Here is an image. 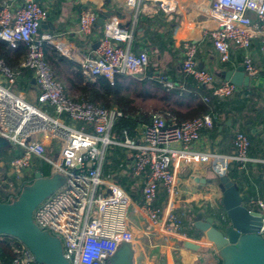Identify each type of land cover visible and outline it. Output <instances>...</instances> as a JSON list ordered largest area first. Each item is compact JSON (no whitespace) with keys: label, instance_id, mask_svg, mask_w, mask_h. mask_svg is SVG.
<instances>
[{"label":"built area","instance_id":"2783aa9c","mask_svg":"<svg viewBox=\"0 0 264 264\" xmlns=\"http://www.w3.org/2000/svg\"><path fill=\"white\" fill-rule=\"evenodd\" d=\"M137 14H162L171 19L178 14L181 0H119ZM197 11L206 15L211 26L203 35L210 38L221 62L232 60L233 49L242 54V66L251 80L259 74L253 51L259 47L264 55V0H189ZM49 11L40 0H21L17 6H0V39L16 49L24 44L27 54L19 70L11 69L0 57V136L6 138L15 156L9 160V172L24 182L34 180L37 161L48 163L52 173L65 176L66 182L34 210L33 219L42 229L59 238L63 253L71 264H111L109 258L122 241L133 242L128 211L133 199L116 180V172L105 174L109 149L121 147L126 158L118 172H128L141 184L142 204L148 221L160 224L169 235L182 233L176 216L163 217L155 204L162 186L170 196L177 191V169L194 164H207L218 178L232 165L247 170L253 162H264L249 154L251 141L244 132L234 138V150L225 154L194 148L205 129L221 118L217 112H206L179 121L169 113H155L149 124L133 137L124 129L116 133V120L123 116L117 108H104L85 100H75L65 91L52 67L45 60L44 42L52 43L65 56L70 50L64 42L49 33L40 32ZM98 15L91 9L79 15L78 33L89 38ZM133 32L123 28L116 16L107 17L95 48V55L85 56L79 63L85 76L94 80L104 76L113 81L115 75H143L150 66L147 52L132 50ZM199 44L184 40L179 54L181 70L200 86L212 87L213 95L225 99L240 86L219 80L211 70L199 67ZM22 69H30L40 89L36 104L15 90ZM165 81L172 86L170 81ZM221 83L215 86L217 81ZM205 100L207 98L205 97ZM53 144L55 147H53ZM25 178V179H24ZM252 210L261 212L264 234V200L251 198ZM251 209V208H250ZM223 218L229 222L226 212ZM12 264H34L32 252L20 241Z\"/></svg>","mask_w":264,"mask_h":264},{"label":"crops","instance_id":"0c3cea01","mask_svg":"<svg viewBox=\"0 0 264 264\" xmlns=\"http://www.w3.org/2000/svg\"><path fill=\"white\" fill-rule=\"evenodd\" d=\"M40 1L49 11L47 20L41 25V32L49 33L56 41L64 42L70 50V56L68 57L77 62H80L87 55H95V48L102 35L103 26L95 25L94 32L89 38L82 39L79 36L77 31L79 15L82 11L91 9L98 16L101 13L107 14L108 17L116 16L123 28L130 32L132 31V50L147 52L151 62L148 68H156L157 74L158 71L164 70L174 76L181 71L179 54L182 42L187 39L194 40L200 46H203L202 51L197 56L199 67L211 70L219 79L227 71L242 65V61H238L242 58L241 52L233 49L232 62H234L235 67L222 69V64L212 44L210 46L207 45V42L211 41L210 38L203 35L204 30L211 26V20L206 15H196L197 11L191 6L189 0H181L179 2L178 14H175L171 19L164 17L162 14H137L134 9L127 8L119 0ZM3 3H11L17 6L21 3V0H0V6ZM143 18L160 19L172 25L173 29L163 35V43L166 47L163 51H158L157 48H145L144 45L150 42L148 38L143 40V44L140 42L139 38L141 39L145 36L143 25L145 26L146 24ZM253 53L255 62L259 66V74L256 79L251 80V83L264 90V55L259 47H256ZM16 81V90H19L31 103L36 104L40 89L32 70L27 74L21 72ZM228 121H230L229 124H227ZM216 124L218 126L217 130H204L203 136L194 145V148L226 154L233 152L234 135L241 127L239 120L235 123L232 118H225L221 115L220 120ZM252 132L261 141L258 147L264 151V125L257 123ZM256 158L264 159V157L259 155H256ZM263 164L264 162H253L248 165L247 170L238 169L241 175L238 177L237 184L245 204L251 209L255 207L250 203L251 198L264 200V185L261 183L259 185L256 182L260 178L258 166ZM118 174L120 177H128L127 175H129L127 171H120ZM131 189L139 194L142 199L141 184L137 183V180L134 179ZM221 195L222 189L218 178L212 173L207 164L200 163L193 166H182L177 169L176 193L170 196L166 189L161 186L156 200L162 206L163 217L177 210L192 212L194 215L192 213L190 215L187 214L188 217L186 218L193 225V217L198 214H202L203 218L212 217L209 212L213 208L225 212L220 204ZM132 199L133 204L129 208L128 216L129 229L134 235L132 244L135 264H220L218 251L204 235L199 238L187 236L189 239H184V237L179 235H169L162 230L160 224H152L148 221L146 213L138 205L142 204V200H136L134 197ZM184 234L186 235V233ZM2 239L3 236H0V240ZM188 240L199 244L200 247L196 250L186 247L185 242Z\"/></svg>","mask_w":264,"mask_h":264},{"label":"trees","instance_id":"16d2710c","mask_svg":"<svg viewBox=\"0 0 264 264\" xmlns=\"http://www.w3.org/2000/svg\"><path fill=\"white\" fill-rule=\"evenodd\" d=\"M143 19L146 24L145 26L143 25L145 36L144 38H139L140 42L143 44V40L148 38L150 42L144 45L145 48L151 47L157 48L158 51H163L166 48L163 43V35L173 29L172 25L160 19ZM210 44H212V41L207 42L208 46ZM202 49L203 46L199 45L198 53ZM26 54L27 48L24 44L21 43L16 49H13L7 42L0 39V57L11 69L19 70V64L24 60ZM44 55L45 60L50 64L56 77L61 81L66 93L71 98L89 101L104 108H117L122 111L123 116L119 117L115 123V131L118 134L126 129L131 136L138 137L140 128L149 124L152 115L155 113H169L177 120L182 121L195 118L206 112H217L225 118H232L235 123L239 120L241 127L236 133L244 132L250 138L251 146L249 154L255 157L256 155L264 157L263 149L258 147L261 141L252 132L257 123L264 125V90L253 85L254 83H251L249 86L240 87L230 97L219 99L213 95L212 87L198 85L192 76L185 74L182 70L176 73V75L171 76L164 70L158 71L157 74V69L150 67L139 77L117 74L113 81L104 76H97L92 80L84 75L79 62L63 55L52 43L44 42ZM240 60L242 61V58L238 61ZM221 64L222 69L235 67L232 60L230 62H221ZM30 71V69L21 70L25 74ZM157 76L163 80L170 81L172 86H168L165 81H160ZM220 83L218 80L215 86ZM14 89L16 90L15 87ZM205 97L207 100H205ZM217 128L216 124L207 130L213 129L216 131ZM13 156H15V151L11 147L0 150V202L14 200L20 194L23 187L33 181L24 182V180L17 179L14 175L10 174L8 163ZM125 158L126 155L123 148L115 147L109 149L106 155L104 172L105 174L116 172L115 178L122 187L136 200H142L141 196L131 189V184L134 183L135 178L130 173L127 175L128 177H120L117 173L120 169L119 164ZM258 167L260 178L256 182L259 185L260 183L264 185V164ZM34 170L40 171L44 176L53 174L51 166L42 161L35 163ZM227 175L238 186L237 181L241 172L238 171L236 165L230 167ZM155 204L162 209L160 202L155 200ZM191 213L184 210L173 212L180 222L181 231L186 233L187 236L199 238L203 233L191 225V222L186 218L188 217L187 214L190 215ZM209 213L215 219V223L218 226L224 227L226 225L227 221L223 218V212L220 209L213 208ZM192 215L194 214L192 213ZM1 236H3V239L0 240L1 264H12L17 256L15 249L20 246V243L12 236Z\"/></svg>","mask_w":264,"mask_h":264},{"label":"water","instance_id":"95a60500","mask_svg":"<svg viewBox=\"0 0 264 264\" xmlns=\"http://www.w3.org/2000/svg\"><path fill=\"white\" fill-rule=\"evenodd\" d=\"M107 17L105 13L99 14L96 25L103 26ZM134 76L139 77L141 74L136 73ZM219 80H228L240 87L251 84L242 65L227 71ZM6 146L10 147L8 140ZM6 146L0 144V149ZM65 182V176L60 173L44 176L36 171L34 180L23 187L17 198L0 202V236L9 235L24 244L34 255V264H71L64 256L61 240L49 231L42 230L33 219L37 206ZM218 182L222 189L220 204L229 222L220 227L213 217L203 218L202 214H198L193 217L194 227L218 251L221 264H264L261 212L245 204L239 187L229 176L218 177ZM185 246L193 250L200 247L190 240L185 242ZM115 254V260L109 258L111 264H135L132 242L122 241Z\"/></svg>","mask_w":264,"mask_h":264},{"label":"rangeland","instance_id":"374dc122","mask_svg":"<svg viewBox=\"0 0 264 264\" xmlns=\"http://www.w3.org/2000/svg\"><path fill=\"white\" fill-rule=\"evenodd\" d=\"M6 140H7L6 138L0 136V144L6 146ZM53 147H55L54 144H53ZM3 149H8V147L6 146V147H4ZM0 150H1V149H0ZM225 176H228V175L225 174V175H223L222 177H225ZM111 258H112L113 260H115V259L117 258V254L111 256Z\"/></svg>","mask_w":264,"mask_h":264}]
</instances>
